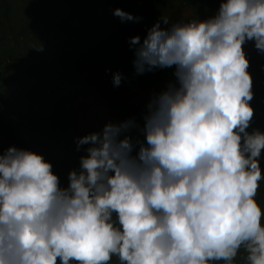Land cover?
<instances>
[{"label":"clouds","instance_id":"1","mask_svg":"<svg viewBox=\"0 0 264 264\" xmlns=\"http://www.w3.org/2000/svg\"><path fill=\"white\" fill-rule=\"evenodd\" d=\"M170 21L162 14L129 44L137 74L172 78L143 123L108 121L75 138L88 146L66 186L43 153L0 151V264H237L241 252L264 264V130L249 131L244 48L264 53V0H221L207 18ZM122 79L113 73L114 86Z\"/></svg>","mask_w":264,"mask_h":264},{"label":"trees","instance_id":"2","mask_svg":"<svg viewBox=\"0 0 264 264\" xmlns=\"http://www.w3.org/2000/svg\"><path fill=\"white\" fill-rule=\"evenodd\" d=\"M55 1L0 0V151L15 144L43 154L50 152L53 170L66 186L69 171L79 168V157L88 146L77 149L75 138L102 129L108 121L134 117L143 123L145 101L172 78L173 69L137 74L133 65L134 49L129 38L139 34L143 39L162 15L157 9L159 0L155 5L149 0H128L126 9L141 19L123 22L113 16V10L119 2L124 4L123 0H105L104 15L102 10L90 9L87 13L91 23L87 25L82 19L78 26L74 25L78 14L66 9L63 16L64 7L55 5ZM192 2L186 0L189 8L196 6ZM203 2L198 5L200 13H196L201 19L218 9H214L216 0ZM94 13L100 18V26ZM66 20L71 24L66 25ZM95 27L112 43L117 42L115 50L109 51L115 55L110 65L108 58L98 57V49L81 47ZM40 43L42 49L36 47ZM118 68L123 79L114 86L112 76ZM258 80V84L252 83L257 101H250L254 113L249 131L264 130V75ZM132 86L137 88L133 90ZM139 92L143 94L140 98L136 97ZM260 163L264 172V150ZM257 199L264 205V181ZM242 257L241 252L237 264H244Z\"/></svg>","mask_w":264,"mask_h":264},{"label":"rangeland","instance_id":"3","mask_svg":"<svg viewBox=\"0 0 264 264\" xmlns=\"http://www.w3.org/2000/svg\"><path fill=\"white\" fill-rule=\"evenodd\" d=\"M57 1L54 2L55 5L60 4L61 6L64 7V10H63V13H62L63 16L65 14H67V12H66L67 10L70 11L71 9H73V11H75L78 14V17L74 21L75 22L74 25H76V26H78L81 23L82 19H83V22L85 24H87V25H89V22L91 23V21H90L91 18H90V16L87 13L88 10H90V9L102 10L103 12H101V13H103V15H104V12H106L104 10L105 0H57ZM127 1L128 0H123L124 4H121L119 2V5H117L116 7H122L123 9L127 10L126 9ZM139 1H142V0H139ZM149 1H151L154 5L157 3V0L156 1L155 0H149ZM203 1H205L206 4L208 2V0H202V1L201 0H193L192 3H194L196 6L195 7L192 6L191 8H189L190 6H189V4L186 3V0H159V2L157 3V9L162 14L167 15V16H171V18L174 21H177V20H180L182 18L194 16V15H196V13H200L201 9L198 7V5L200 6L201 2H203ZM216 1H217L216 2L217 5L215 4L214 9L218 8L219 4L221 3V0H219V1L216 0ZM165 5L167 7H164ZM171 5H174V6H171ZM100 6L101 7L103 6V7L100 8ZM168 13H169V15H168ZM109 14L110 13H108V16H109ZM94 15H95V13H94ZM208 15H210L209 11L207 13V16ZM95 19L99 23V21H100L99 19L100 18L95 15ZM107 21H111V19L107 18ZM64 22L66 23V25L71 24L70 20H66ZM93 24H91V26H93ZM99 26H100V23H99ZM97 28L95 27V28H93L91 30V32L89 33V35H87V37L85 39L84 45L81 46V47H82V49H85V50L88 49V48L93 49V47L96 48V50L98 49L99 50L98 51V57L108 58L109 60L107 62H109L108 65H110V61H111V59H113V57H115V55H111V52L109 53V51L111 49L115 48L117 42L114 41L112 43V40L106 38V36L103 35V33H101L102 32L101 29H99V28L97 29ZM97 43H99V45H97ZM246 48H247L245 50L246 51V55H247V57L249 59V72L252 75L253 83L258 84L259 83V80H258L259 76L260 75H264V53L258 51L255 48L254 41H248V43H246ZM113 53L114 52H112V54ZM118 70H120V69L118 68ZM165 84L161 85V89L165 86ZM136 88H137L136 86H132L131 87V89H133V90L136 89ZM114 94H115V92H114ZM142 96H143L142 92H139L136 97L140 98ZM252 99L257 101L255 95H253ZM148 101L149 100L145 101L146 104L148 103ZM122 103H124V101H122ZM258 103H259V101H258ZM257 106H259V105H257ZM259 108H260V106H259ZM46 153L47 154H43V155H44L45 159L50 161L51 157L50 158L48 157L50 152H46ZM69 157L73 158L71 156V154L69 155ZM55 158H56V156H53L52 159L54 160Z\"/></svg>","mask_w":264,"mask_h":264}]
</instances>
